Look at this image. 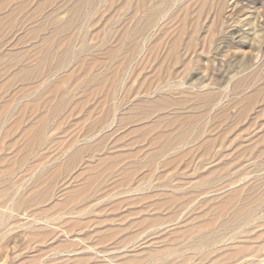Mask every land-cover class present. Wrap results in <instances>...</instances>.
I'll use <instances>...</instances> for the list:
<instances>
[{"label": "rangeland", "instance_id": "374dc122", "mask_svg": "<svg viewBox=\"0 0 264 264\" xmlns=\"http://www.w3.org/2000/svg\"><path fill=\"white\" fill-rule=\"evenodd\" d=\"M203 2L0 24V264L264 258V0Z\"/></svg>", "mask_w": 264, "mask_h": 264}, {"label": "bare ground", "instance_id": "6f19581e", "mask_svg": "<svg viewBox=\"0 0 264 264\" xmlns=\"http://www.w3.org/2000/svg\"><path fill=\"white\" fill-rule=\"evenodd\" d=\"M206 1L207 0H204V2H203L204 5L206 4ZM101 3H102V0H76V1H74V0H0V16H1V18L4 16L2 18V21L0 19V24H21V23L22 24H34L36 22H35V17L32 15V12H34L35 10L37 11L38 9H41L42 11H46V9H51L52 7L57 8V9L67 8V9H70L71 12L76 14V13H81L84 10H96L100 6ZM144 3H145V5H148V9H150V10L153 9L152 13H150L149 19H150L151 23H153V22L155 23L156 18L158 16L157 12L155 11V7H160L161 5H164V3H166V0H144ZM34 7H36L37 9H35ZM24 12H27L29 14L27 16L23 17ZM34 15H36V14H34ZM49 22H51V17L48 15L44 16V20H43L42 24H48ZM69 23H70V20L68 22H66L65 24H69ZM29 72L30 71L28 69H24V68L18 72L17 76L20 77L21 82L22 81L24 82V80H27L29 78ZM38 75H39V73H38ZM27 89L29 92L27 95L20 96V97L17 96V93H15V95H13V103H15V107H13L11 105L10 112L12 115L13 114H19V113H21V111H23V108H27V107L23 106L19 110L18 105L20 104L21 97L22 98L26 97L28 99H32V106H31L32 108H30V109L27 108V109L29 112H31V114L29 116L33 122L34 119H36V110L38 109V106L40 105V103L37 102V100L43 98L44 100H41V101H42V103H44L45 108H48V106L50 105V97L48 96V91L41 90L40 88L39 89L33 88V90H30V88H27ZM38 93H41V95H40V97L37 96V98L35 99V96ZM1 98H2V96H1ZM19 118H20V120H22V116ZM1 125H2V121H1V114H0V126ZM48 129H49L48 116H44V117H42L40 128L37 129L35 132L36 135L38 136L37 139L42 138L43 140L44 139L46 140V137L48 134ZM40 142H42V141L40 140ZM47 156L48 155L45 153L43 156H41L38 159L37 162H40V160L46 159ZM219 239H220V236L213 238L212 242H216V241L219 242ZM209 242H211V241H209ZM198 243L199 244L203 243V241L199 240ZM257 256L260 257L262 255H257V254L253 255L254 258H257ZM254 264H264V258L259 259V261L254 262Z\"/></svg>", "mask_w": 264, "mask_h": 264}]
</instances>
